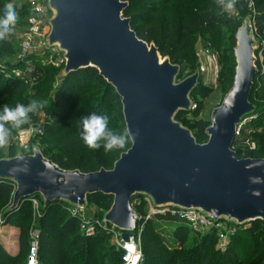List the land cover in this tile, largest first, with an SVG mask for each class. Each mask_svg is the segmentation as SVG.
<instances>
[{"label":"water","instance_id":"1","mask_svg":"<svg viewBox=\"0 0 264 264\" xmlns=\"http://www.w3.org/2000/svg\"><path fill=\"white\" fill-rule=\"evenodd\" d=\"M126 0H49L48 47L65 58L64 76L96 69L123 105L131 146L112 169L67 170L34 145L31 154L0 159V182L15 190L5 213L41 195L43 208L55 202L87 209L88 198H113L103 220L129 242L143 218L132 206L137 196L155 207L199 210L239 226L264 222V157L239 158L238 125L257 113L251 101L258 67V40L251 17L236 34L233 85L211 113L207 142L199 143L178 115L190 112L201 83L198 68L180 79L182 66L163 58L155 43L139 38L124 15Z\"/></svg>","mask_w":264,"mask_h":264},{"label":"trees","instance_id":"2","mask_svg":"<svg viewBox=\"0 0 264 264\" xmlns=\"http://www.w3.org/2000/svg\"><path fill=\"white\" fill-rule=\"evenodd\" d=\"M16 1L23 5L17 13V19L24 18V24H26L30 13L29 5L22 0ZM126 1L130 2V6L124 15L132 19V27L137 32L139 38L148 43H155L161 56H169L173 63L184 60L186 56L191 54L199 34L207 35L211 46L218 48L223 58L227 56L224 79L226 93L233 85L235 77L236 58L234 48L236 46V34L243 23L241 21L242 18L246 17L251 11L254 12L253 22L258 42H264V0H152L154 5H152L150 10L151 15L144 16L143 18H139L138 13L133 9L135 0ZM251 1L253 2L252 9L249 6ZM14 2L15 0L0 1V16L3 14V8L6 3H13L16 9L17 3ZM230 2L240 18L229 16L226 12V7ZM159 14L162 15L158 18ZM21 24L22 22L16 23V25ZM221 28H226L228 31L223 32ZM261 51L263 61H260L257 56L260 73L255 79L251 101L257 106V113L259 114V119L255 121L254 125L255 127H261L264 131V104L259 105L253 101V94L255 88L259 85L258 82L260 80L264 81V48ZM259 52L258 49L257 53ZM2 64L6 65V68L1 67ZM20 64L22 63L16 60V56L14 55L13 44L10 41L7 42L5 38L0 39V106L7 104L14 107L16 103L28 104L36 96H43L49 91L50 87H37L35 93L28 95L27 87H12L13 85H20L22 83L20 79L13 76L14 68ZM35 68L37 80L41 83L51 84L55 81L58 74L61 75L62 79L61 90L58 93L59 98L53 100L52 104L46 108L47 113L55 119V123L58 125L47 127L44 130L43 140L47 138L46 135H50L53 132L58 131L66 134L62 139L55 142L53 147L58 148L56 153H50L53 148L47 149V152L42 151L45 157L67 170L78 169L84 173H90L98 171L101 168L112 169L121 153L131 146L130 139L123 148L105 151L101 147L99 149H91L84 143H80L82 141L80 133L82 131V117L92 112L100 113L96 106L102 99L107 98L109 91H114L120 100V103L115 101L109 107L115 105L118 108L120 105V109H117L118 113L115 114L116 119L114 117L111 118L112 114L109 112L101 114L109 116V126H112L113 122L117 119L122 122L121 126L112 129L113 131L123 134L127 130L121 98L115 89L100 76L96 69L81 70L66 77L63 75L65 63H62L59 67H55V65L43 64L41 61L36 64ZM3 69L8 70L12 76L9 75V78H6ZM98 82H102L105 85V87H99V97L97 94L94 95L95 93L92 94L94 92L92 89ZM8 85L11 86L9 87ZM261 86L264 87V83ZM90 100L95 102L91 103ZM183 114L185 112L179 114L177 117L182 124ZM193 125L197 126V135L194 134L197 141L205 143L208 140L206 135L208 125L204 124L200 126L198 123H194ZM254 139L257 141V148L252 152H248L247 150L246 152L250 153L248 156L253 158L264 157V134ZM242 153V150H238L239 158H242ZM14 190L15 186L13 183L9 181L0 182V211L4 212L3 217H5L6 223H10L12 217H15L12 224L17 226L26 224L28 226L27 219L32 208L29 201H26L15 212L10 214L5 213L9 206L5 207L12 200ZM99 196L105 198L102 199V202L104 200H111L113 202V198L111 197L103 194H94L89 196L88 204H91L90 200L92 198ZM135 209L143 218L145 217L147 207L144 202L135 206ZM104 214L99 219H103ZM153 220L178 223L179 228L175 232L180 237H184L191 230L190 226L178 219L157 215L146 221L142 236L153 224ZM39 221L38 227L41 229L42 234L40 244L41 264H44L46 261L44 259L45 252H47L52 264H121L122 256L117 257L118 251L111 250L109 241L111 234L102 230L95 236H85L80 229V218L70 213L66 203L55 202L46 209L43 208L42 217ZM215 236H217L215 230L206 233L204 241L196 246L197 249L192 264H202L206 260L207 253H205L203 247L207 245L206 240L215 239ZM263 236L264 222L257 220L252 223L251 227L240 229L232 237L230 243L241 240H253L254 246H256L259 239ZM71 247H75L76 249L68 254L67 252L70 251L68 249ZM147 250L145 249V251ZM175 252H181V248ZM26 253L28 258L29 241ZM188 255L189 253L184 251L182 253V260L185 261L186 259L184 258ZM17 260L18 256L11 255L0 246V264H18ZM146 264L155 263L151 260L146 262ZM207 264H264V256H256L253 250L247 256L241 257L239 251L231 245L221 255L214 252L208 259Z\"/></svg>","mask_w":264,"mask_h":264},{"label":"rangeland","instance_id":"3","mask_svg":"<svg viewBox=\"0 0 264 264\" xmlns=\"http://www.w3.org/2000/svg\"><path fill=\"white\" fill-rule=\"evenodd\" d=\"M2 2V0H0ZM17 3L16 12H19V9L23 7L22 3L15 0ZM14 2V3H15ZM231 7H226V12L229 16L239 17L240 16L235 12V8L230 2ZM228 4V5H229ZM153 2L152 0H135L133 9L138 13L139 18H143L144 16L151 15V7ZM167 5V4H166ZM250 8L252 9L251 5L249 4ZM162 14H159L157 17H161ZM247 17H251L252 20H254V12L251 11L246 17L242 18V22ZM22 22L21 25H16L12 27L10 33L7 37H5L7 42H11L14 47V55L16 56V60H18V55L21 50V43H22V35L25 30L26 24H24V18L17 19L16 23ZM254 23V22H253ZM255 26V25H254ZM48 31L49 28H47ZM223 32H227L228 30L226 28H221ZM255 38L256 36V29H255ZM258 40V39H257ZM211 46V42L208 40V36L205 34H199L197 37L196 44L194 46V49L191 51V54L189 56H186L184 60L175 61V63L182 66V73L180 76V79H184L185 77L189 76L193 72H195L198 68H200L201 64L205 61V57L203 55L204 51ZM218 54V64H219V73L217 76L213 74H207L202 77L201 83L198 87V92H194L192 94V99L197 103L198 108L197 110L192 113L191 115L185 113L182 115V121L183 125L191 128V131L193 134L197 135V126H194V123H198V125L203 126L211 124V113L214 108L218 107L221 102L223 101V98L226 94V87L224 85V79H225V70H226V61L227 56L223 58L221 56L220 50L213 47ZM258 48L259 53H257V56L259 57L260 61H263V55H262V49L264 48V42L259 41L258 42ZM58 48L55 47L54 50L51 51V56L53 57V62H50L49 64L55 65V67H59L61 65L60 61L62 58V53L58 52ZM50 56V57H51ZM40 57V56H39ZM34 57L33 61L35 62V67L38 62L42 61V57ZM48 60H50L49 54L47 55ZM169 57V56H167ZM14 58V57H13ZM165 58V57H163ZM170 58V57H169ZM46 59V58H45ZM10 60V59H8ZM19 61V60H18ZM20 62V61H19ZM48 62V61H46ZM22 63V62H21ZM6 66V65H5ZM4 64H2L1 67L6 68ZM15 69H23L24 70V64L17 65ZM4 70V69H3ZM5 77L9 78V75L11 73L8 70H4ZM12 76V75H11ZM14 76V74H13ZM61 75L58 74L56 76V79L51 84H44L39 82L37 80L36 74L32 76V78H20L17 76H14L15 78H18L22 81L20 85H13L12 87H27V94L35 93L37 87H50L49 91L45 95H39L36 96L35 99L45 101V106L37 111L36 113H32L31 115V121L28 124L22 125L20 128H11L10 134L7 139V143L0 145V158H8L18 155L19 153H25V154H31L33 151V146L38 145L42 151H46L49 148H53V150L50 152L52 154L56 153L58 151V148L53 147L55 145V142L62 139L66 133L61 132H53L50 135H46V139L43 140V134L44 130L47 127H54V125H58L55 123V119L50 116V114L47 113L46 108L52 104L53 100H57L59 98V92L60 87L62 85V79L60 77ZM264 83V81L260 80L258 82V87L255 88L254 94H253V101L256 102L259 105L264 104V87L261 85ZM9 86V85H8ZM11 86V85H10ZM9 86V87H10ZM99 87H105L104 83L98 82L94 88L92 89V94L99 97ZM117 101V103H120V100L115 95L114 91H109V94L107 95V98L104 100L102 99L97 104V109L100 113H107L109 112L111 115V118H115V114L118 113V108L120 109V105L118 108H116L115 105L110 106L109 105L113 102ZM91 103H94L95 101L90 100ZM90 103V104H91ZM100 109V110H99ZM118 117V116H117ZM120 119V118H119ZM122 122L120 120H115L113 122L112 126H109L111 129H116L120 127ZM56 127V126H55ZM207 127V128H208ZM206 128V129H207ZM24 130H31L33 133L28 139V143L25 146H21L20 143L17 141L18 134L21 133ZM256 133V134H255ZM251 135L252 139L255 141L256 148H257V141L254 139L255 137H261L264 134V131L262 129H259ZM246 134V133H245ZM195 136V135H194ZM207 142V141H205ZM80 143H84L83 140ZM255 148V149H256ZM101 149L104 150L103 147ZM236 151L240 150L239 147H233ZM254 150H248V152L255 151ZM247 150H242V158L250 157L248 156ZM253 154V153H251ZM37 198L43 202V197L41 195H38ZM102 199H105L101 196L94 197L90 200L91 204L87 207L85 210V213L87 216H94L98 219L103 213H106L110 207L112 206L111 200H104L102 202ZM11 204V201L7 204L5 208H7ZM42 206L41 207H32L30 215L27 219L28 226L25 225H14L12 224V221L15 217H12L10 223L7 222L0 226V246L3 247L8 253L11 255L18 256L17 263L18 264H26L27 262V253L26 250L28 249V241L30 244V232L31 229L34 227H37L40 223V213L42 214ZM148 213V209H147ZM146 213V215H147ZM4 214L3 211H0V219L5 218L2 217ZM253 222H249L245 225H242L245 228L251 227ZM178 223H169V222H159L157 220H153V224H151L150 228L143 234L141 239V247L143 251V260L141 264H146V262L153 261L155 264H192L193 259L195 257L196 253V246L198 244L202 243L205 239L206 233L209 231L204 229H193L190 228L187 232V234L184 237H180L178 234H176V230L179 228ZM23 235V236H21ZM110 245L111 250L118 251L116 254L117 257L124 256V251L116 244L114 237L110 236ZM231 242V241H230ZM228 243L227 246H224L223 241L218 237L215 236V239L212 240H206V246L203 247L205 253H207V258L202 264H207L208 259L212 254L215 252L218 255H221L223 252L227 250L228 247L231 245L237 249L240 253L241 257L247 256V254L250 251H255L256 256H264V236L261 237L258 241V244L254 246L253 240H241L238 242ZM195 248L193 249V247ZM181 248V252L187 251L189 255L185 257V261L182 260V253L175 252L177 249ZM76 248L71 247L68 254L71 251H74ZM145 249H148L145 251ZM193 249V250H190ZM122 251V252H121ZM193 252V253H192ZM67 254V255H68ZM47 252L44 253V259L46 260L44 264H52L51 259L48 258ZM220 257V256H218ZM123 261V260H122ZM216 262V261H215ZM28 264V263H27ZM122 264V262H121Z\"/></svg>","mask_w":264,"mask_h":264},{"label":"built area","instance_id":"4","mask_svg":"<svg viewBox=\"0 0 264 264\" xmlns=\"http://www.w3.org/2000/svg\"><path fill=\"white\" fill-rule=\"evenodd\" d=\"M29 5L30 13L26 23L25 30L22 35L21 50L18 55V60L24 64V70H13L14 76L20 78H32L36 73L34 57H41L43 64H49L53 62L51 51L54 48L48 47L47 36L49 34L50 25L49 21L53 17V12L49 8V0H22ZM251 7L253 2H250ZM58 52L62 53L61 51ZM57 52V53H58ZM49 54L50 60L47 55ZM59 54V53H58ZM60 55V54H59ZM205 61L200 66V72L202 77L207 74H213L217 76L219 73L218 54L212 46H209L204 53ZM60 63H65V58L62 53ZM39 57V58H40ZM46 58V59H45ZM48 61V62H46ZM198 108L197 103L193 100L192 110L187 112L191 115ZM259 119V114L256 113L249 116L238 125L237 140L234 145L240 150H254L256 148L255 141L251 135L254 134L261 127H255L254 123ZM31 130H24L18 134L17 141L21 146H25L28 143L32 135ZM246 133V134H245ZM235 150V149H234ZM29 202L32 207L39 208L43 203L37 197H31ZM142 202L146 204L148 209L147 215L144 218L150 219L157 215H161L167 218H175L190 226L193 229H204L207 231H216L217 236L223 241L224 246H227L232 237L235 236L240 229L245 227L239 226L234 222H229L225 219L209 216L199 210L192 209H177L173 206L167 207H155L152 200L146 196H137L132 200V206L140 205ZM67 209L73 216L80 218L81 232L88 237L95 236L99 231H106L114 237L116 244L124 251L122 264H141L143 260V251L141 247L142 232L145 222L139 223L138 229L135 234L130 238L129 242L124 241L122 238V232L115 228L113 225L106 223L103 219H98L94 216H87L86 209L80 207H73L67 204ZM3 217V216H2ZM40 217L42 214L40 213ZM6 223L5 218L0 219V226ZM41 229L37 226L31 229L30 232V244L28 253V264H41L40 261V244H41ZM133 247V249H132Z\"/></svg>","mask_w":264,"mask_h":264},{"label":"clouds","instance_id":"5","mask_svg":"<svg viewBox=\"0 0 264 264\" xmlns=\"http://www.w3.org/2000/svg\"><path fill=\"white\" fill-rule=\"evenodd\" d=\"M229 8L231 4L227 5ZM17 12L13 3H6L0 16V39L8 36L17 22ZM45 101L32 99L28 104L16 103L14 107L7 104L0 106V145L6 144L11 128H20L31 121L32 113L45 106ZM84 144L91 149L103 147L105 151L123 148L130 139L127 130L123 134L109 127V116L92 112L82 117L80 133Z\"/></svg>","mask_w":264,"mask_h":264},{"label":"bare ground","instance_id":"6","mask_svg":"<svg viewBox=\"0 0 264 264\" xmlns=\"http://www.w3.org/2000/svg\"><path fill=\"white\" fill-rule=\"evenodd\" d=\"M132 249H133V247H132Z\"/></svg>","mask_w":264,"mask_h":264}]
</instances>
